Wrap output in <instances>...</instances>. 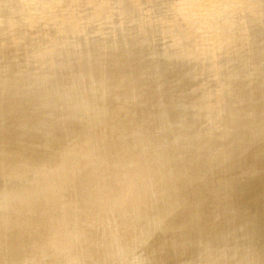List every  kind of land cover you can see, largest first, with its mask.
<instances>
[{
  "label": "rangeland",
  "instance_id": "obj_1",
  "mask_svg": "<svg viewBox=\"0 0 264 264\" xmlns=\"http://www.w3.org/2000/svg\"><path fill=\"white\" fill-rule=\"evenodd\" d=\"M138 2L44 0L36 9L39 12L37 21L44 20L45 27L48 23L56 30L66 28L65 32L68 10L71 9L78 18L83 17L81 26L84 30L87 27V31L79 45L89 63L106 60L105 51L118 54L115 61L109 59L111 61L105 64V81L114 82L104 95L102 109L94 114L93 119L84 117L85 112L79 115L59 114L66 140L61 150L70 153L63 159H75L81 149L80 142L67 135L71 125L77 121L83 124L89 122L95 131L103 125L101 131L104 136L90 142V150L96 151L95 154L91 152L94 161L82 164L86 169L104 170L103 180L110 179L111 187L103 189L98 199L103 201L104 196L123 188L128 180L139 182L140 174L146 171L152 176L151 183L146 190H142L143 196L138 203L143 207L137 211L139 215L131 226L141 228L151 220L140 211L151 215L164 207L171 210L169 216L172 220L165 224V228H157L152 236L142 238L140 246L132 248L134 237L122 238L119 245L122 250H130L128 253L108 248V243L104 245L101 239L94 240V237L100 238L98 234L104 235L108 228L100 225L96 229V222L89 235L70 248L77 254L92 246L97 249L104 246L106 256L102 259L104 262H99L101 264L108 261L110 264H179L172 260L182 250L181 262L193 254V259H189L197 264H264V234L253 240L256 233L264 229V217L262 220L255 218V214L264 215V0H141V8ZM9 9L8 0H0V28L4 32V24L12 18L11 14L6 17ZM58 13H61L59 17ZM25 14L19 13L13 18V22L18 23L16 28L13 24L6 25L7 49L4 51L0 46V68L4 70H9L18 61L17 56H22L20 43L23 37L21 31L26 29L23 25L27 19ZM70 31L76 33V29L71 28ZM42 32L44 34L46 30ZM105 35L108 36L104 38ZM127 51H134L135 59L130 65L126 64L127 57L123 56ZM4 57L9 61L5 66L2 65ZM28 61L20 62L18 73L24 79L37 78L35 74L40 69L33 70L35 74L29 71ZM62 63L63 58L55 53L52 67L56 69ZM85 63L83 60L81 65ZM42 67H46V72L49 64ZM123 69L126 72L119 77ZM139 79L142 89L137 94L134 91ZM190 81L196 87L193 90L194 100L188 108L190 112L187 113L184 111V100L178 98L189 92L185 86ZM170 82L173 84L170 85ZM43 83V92L53 88L51 84ZM165 84V90L160 89ZM126 85L128 88L122 90ZM83 91L86 95L91 94L93 87ZM43 92L39 95L46 94ZM169 95H175L177 100H174L169 112L172 121L165 125L160 121V114L162 106L169 103ZM121 97L125 101L134 97L138 100L137 105L130 109L120 101ZM47 100L41 102L43 106L50 105ZM138 113L142 116L137 122L134 117ZM179 115H183L182 118ZM180 124L183 128L178 127ZM185 126L191 128L190 133ZM29 130L23 132V144L32 159L46 163L53 156V145L45 143L42 147L33 135L27 134ZM165 133L166 139L163 137ZM131 135L140 138L131 143V157L135 161L131 159L130 162L139 163L136 168L130 173H123L105 167L110 161L107 148L115 143L120 146V139ZM197 136L199 140L195 138ZM116 149L120 152L117 161L126 160L122 153L125 149ZM137 151L142 154L140 159L135 158ZM160 157L169 160L161 163ZM76 171L77 168L66 171L72 181L77 179ZM168 173L175 179L168 181ZM163 180L168 181L164 189L168 192L167 196L159 194ZM236 181L238 185L242 181L247 183L236 198L243 203L237 200L236 205L242 204L243 210L248 212V215L243 212L245 218L248 217L243 223L227 213L225 207L233 200L229 190ZM3 183L4 179L0 178V186ZM3 197L0 191V223L11 216V212L1 206ZM200 199L203 200L201 203L196 202ZM33 204L28 201L21 204L23 216L33 218L32 221L19 223L13 235L41 246L46 243L47 235L39 226L47 211L42 212ZM106 211L107 215L116 212L112 205ZM130 211L126 208L118 215L126 218ZM74 216L73 212L69 218ZM206 225L209 227L208 234L202 231ZM119 226L115 224L108 232H115ZM229 228L232 231L226 233ZM211 236L216 238L213 245L208 243ZM200 239L203 241L197 244ZM251 239L253 242L248 243ZM15 250L2 252L0 264H86L82 260H74L75 256L58 261L49 250L41 259L26 260Z\"/></svg>",
  "mask_w": 264,
  "mask_h": 264
},
{
  "label": "bare ground",
  "instance_id": "obj_2",
  "mask_svg": "<svg viewBox=\"0 0 264 264\" xmlns=\"http://www.w3.org/2000/svg\"><path fill=\"white\" fill-rule=\"evenodd\" d=\"M30 1L31 0H8V8L11 7V9L6 13V17L7 15H12L11 21H7V23L13 24L15 28L18 26L17 22H13V18L16 14L25 12L27 19H25L23 24L26 29L21 31V33H23L20 43V54L22 56H17L18 61L13 64L9 70L0 68V178L4 179V183L0 186V191L4 196L1 206L4 210H9L11 212L10 219L0 223V254L4 251L13 252V249H16L15 251L18 253L20 252V256L26 260H34L43 258L45 251L49 250L58 261H61L64 257L68 258L75 256L74 260H82L86 262V264H101L99 262L103 261L102 259L106 256V249L103 250L104 246H102L101 249L92 246L77 254L70 248L74 243L81 241L82 238H86L89 235L95 222L96 229L100 225L107 226L108 228L105 232L106 235L104 234L105 236L98 234L100 238L94 237V240L101 239L104 245L108 243V248L114 247L119 249L120 253H128L130 250H122L121 245H119L120 242H122L121 239L134 237L132 240L135 245L132 248L140 246L142 238L152 236L157 228H165V224L171 219L169 216L171 210L170 208L164 207L157 213L154 212L151 215L146 214L147 211H140L142 215L147 218L149 217L151 220L141 228H133L131 226V222L139 215L137 211L143 207L138 203L140 202V197L143 196L142 190H146V187L148 188L151 183L152 176L147 174L146 171H142L140 174L141 180L139 182L136 183L133 179L128 180L127 183L123 185V188L115 190L114 193L110 195L104 196L103 201L98 199L97 196L104 191L103 189L111 187L110 179L103 180L104 170L86 169L82 164H90L91 161H94V159H91V152L95 154L96 151L90 150V142L93 140L95 141V139L97 140L98 137L104 136L101 131L103 125L98 127L96 131L91 129L89 122L83 124L77 121L75 124L71 125L72 127L68 130L67 135L79 141L81 149L78 157L75 159H63L70 153L68 150H61L66 140L64 137L65 134L63 135L61 129V120L58 119L59 114L64 113L70 115L75 113V115H79V113L83 114L85 112L83 115L84 117L87 116L93 119L94 114L102 109L104 95L108 89H111L114 82L105 81V64L111 61L109 59L115 61L118 58V54H109L105 51L107 56L105 57L106 60L103 62L96 60L89 63L88 58L83 55L84 53L81 50L82 47L79 45L82 44L81 39L85 31H87V27L84 30L83 26H81V18L83 17H76L71 9L66 12L67 18L65 25L70 30L71 28L76 29V33H72L68 28L67 32H65L66 28H58V30H56L55 27L48 23H46L48 27H45L44 20H36L37 16H39V12H37L36 9L40 7V3H43L44 0ZM140 1L141 0L138 2L139 7ZM62 5L63 2L60 3L61 7ZM61 7H59L58 11H60ZM58 14L57 17L61 15V13ZM61 21H63V19ZM6 25L4 24L5 32L3 28H0V46L4 48V51L7 49L6 38L8 33H6ZM45 30L46 33L43 34L42 31L45 32ZM106 36L108 35H105L104 38ZM50 38L52 39L50 40ZM104 41L105 39L103 42ZM105 46L106 44H104V47ZM55 53H59L63 58L62 65L56 69L52 67V59ZM133 54L134 51H127L123 55L127 57L126 64L130 65L133 62L135 59ZM6 56H9V54ZM2 59V65H7L9 61L7 59L4 60L5 57ZM83 60L86 63L81 65ZM25 61L30 62V64L27 65L29 71H37V69H40L39 73L38 71L36 72L37 74L33 71L35 76L37 75V78L28 77V79H24L23 76H20V73H18V65L20 62L25 63ZM47 63L49 64V69L45 72L46 67L42 66ZM188 66L189 64L187 66L185 65V68L187 69ZM125 69L121 70L119 77L126 72ZM43 82L51 84L53 88L50 91L43 92ZM169 84L172 85L173 83L170 82ZM90 86L93 87V92L86 95L83 90ZM165 87L166 84L160 89L165 90ZM185 87L188 88L189 92L182 94L178 99L184 100V111L188 113L190 112L188 111L190 110L188 109L190 106L189 104L194 100L193 90L196 84L190 81ZM127 88L128 85L122 90H126ZM141 89L142 85L139 79L138 83L135 85L134 93L139 94ZM40 92L46 94L40 96ZM46 98L50 105L43 106L41 102ZM176 98L175 95H169V103L163 105L161 108L160 121L165 125L172 121L169 117V112L172 109L171 105L175 102L174 100H177ZM122 100L123 98L121 97L120 101L126 104L130 109H134L138 102L134 97L128 98L126 101L125 99ZM147 105L149 107L152 106L151 103H147ZM54 106H56V110H54ZM106 113L107 110L103 113L101 119H103ZM141 114L142 113H138L134 117V121L138 122L139 117L142 116ZM182 116L183 115H179L178 117L182 118ZM185 116L188 117V114L185 113ZM78 122L81 125H79ZM178 127L183 128V124L178 125ZM29 128L30 130L27 134L33 135L38 140L39 145L42 147H44L45 143L53 145V156L46 163H39L32 159L29 151L23 144V132ZM186 129L188 130L187 133L191 132L189 130L191 128L188 127ZM163 137L166 139V133ZM195 138L199 140L198 136ZM195 138H193V140H195ZM134 139L140 138L137 136L134 137L133 135L125 136L120 139V146L116 143L109 146L106 154L110 156V161L105 167L123 173H130L133 168L135 169L139 163H137V161V164L133 161V163L130 162L131 159L134 160V157H131V152H133L131 143ZM117 147L125 149V151L122 150V153L125 155H123V157L126 160L117 161V157L120 153L117 152ZM140 157H142V154L137 151V156L135 158L140 159ZM166 160L160 157L161 163H167L169 159ZM262 161L264 160L262 159ZM80 167L82 169L79 170L78 168ZM70 168H77L76 180L72 181V179L67 176L66 171ZM262 175L264 176V173H262ZM166 177L168 181L175 179V177L169 173ZM46 178L48 179L46 180ZM48 180H51V182H48ZM168 181L163 180V183L160 181L159 194L163 196L168 195L167 190H164ZM238 184L239 182L236 181L234 187L233 185L231 186L229 191L230 198L233 200L225 204V207L227 208V213L231 214L238 222L243 223L248 219V217L247 219L245 218L243 212H245L246 215H248V212L243 210L241 199L236 198L239 193H241L240 189L245 187L247 183L242 181L240 185ZM97 192L99 194H97ZM170 192H172V190H170ZM157 196L158 194L156 197ZM237 200L239 203L241 201L242 204L238 206L237 203L236 205ZM23 201L34 203L33 205L42 212L47 211L44 221L39 226L40 230L47 235L46 243L41 246L35 245L29 240H21L13 235V231L19 223L22 221H32V216L27 215L26 218L23 216L22 209L20 208ZM202 201L203 200L200 199V201L197 200L196 202L201 203ZM63 202H65V204H63ZM111 205L115 208L116 212H114V215H107L106 210ZM241 207L243 211L240 210ZM126 208L131 209L129 216L126 218L119 217L118 213H121ZM73 212L75 216L73 219H70L69 217ZM256 217L262 220L264 215L262 213L258 215L255 214V218ZM249 220L247 223L251 227V222L249 224ZM117 223L120 224L119 228H114L115 232H108V230H111ZM247 223L245 225H247ZM202 231L207 233L209 227L207 225L204 226ZM225 231L226 233H230L232 230L229 228ZM263 234L264 229L256 233L253 240L255 241L256 236H261ZM204 238L205 237H203V239ZM209 238L211 239L208 243L213 245L216 242V238L213 236ZM203 239H200L197 244H200ZM253 240L251 239L248 243H252ZM180 252V255L178 254L180 257L176 254V258L173 259L172 262H180L179 264H197L195 260L191 262L193 254H190L182 262L179 261L184 251L182 250ZM233 260L235 259L233 258ZM262 261L264 262V258ZM199 263L201 262H198V264ZM104 264H110V262L108 261Z\"/></svg>",
  "mask_w": 264,
  "mask_h": 264
}]
</instances>
